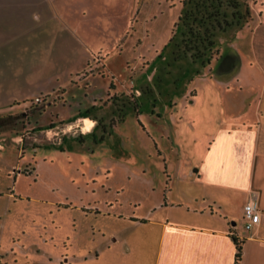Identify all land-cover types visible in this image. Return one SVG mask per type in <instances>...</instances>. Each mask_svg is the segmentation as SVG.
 I'll return each mask as SVG.
<instances>
[{
	"label": "rangeland",
	"instance_id": "obj_1",
	"mask_svg": "<svg viewBox=\"0 0 264 264\" xmlns=\"http://www.w3.org/2000/svg\"><path fill=\"white\" fill-rule=\"evenodd\" d=\"M263 4L238 0L231 15L223 3L229 24L203 56ZM180 12L181 0H0V264H69L147 215L168 171L184 167L181 137L186 125L199 136L203 92L214 90L200 73L187 78L200 58L182 52L185 34L168 42ZM250 69L244 54L243 83ZM79 114L95 127L81 134Z\"/></svg>",
	"mask_w": 264,
	"mask_h": 264
},
{
	"label": "crops",
	"instance_id": "obj_2",
	"mask_svg": "<svg viewBox=\"0 0 264 264\" xmlns=\"http://www.w3.org/2000/svg\"><path fill=\"white\" fill-rule=\"evenodd\" d=\"M251 16L247 43L235 41L245 27L238 29L198 72L214 92H203L199 136L186 125L188 134L181 137L188 150L184 167L168 171L147 215L130 218L119 236L102 235L91 252L73 255L69 264H233L234 237L240 240V264H264V4ZM244 54L252 76L243 83ZM100 65L99 74L105 63ZM112 85L107 83L106 92L115 94ZM139 86L130 93L138 95ZM242 87L246 92H228ZM182 94L192 102L197 92ZM74 118L81 134L95 127L90 118L94 125L83 130L88 115ZM249 197L258 201L259 220L245 229L242 205Z\"/></svg>",
	"mask_w": 264,
	"mask_h": 264
},
{
	"label": "trees",
	"instance_id": "obj_3",
	"mask_svg": "<svg viewBox=\"0 0 264 264\" xmlns=\"http://www.w3.org/2000/svg\"><path fill=\"white\" fill-rule=\"evenodd\" d=\"M223 3L228 4L233 8V10H231V15L238 14L235 11V8L238 5V0H181V12L177 17V20L174 22L172 35L168 42L171 40L175 31L179 30L180 33L185 34V38H182V41L184 42L182 52L185 53V50L191 51V55L200 58L199 68H195L191 74L188 75V79L191 78L193 73H198L202 65L209 60L210 56L205 57L203 56V53L205 50L212 52L211 48L215 45L213 36L214 28H222L223 26L229 24L226 21L225 16L220 12V8ZM182 27L184 28L182 29ZM160 53L157 57L160 56ZM154 100L155 98L152 99V101ZM138 104H141L139 100L132 106L136 107ZM118 117H121V113L118 114ZM48 126L51 125L49 124ZM233 241L235 247L233 253V264H240V240H237L234 237Z\"/></svg>",
	"mask_w": 264,
	"mask_h": 264
},
{
	"label": "built area",
	"instance_id": "obj_4",
	"mask_svg": "<svg viewBox=\"0 0 264 264\" xmlns=\"http://www.w3.org/2000/svg\"><path fill=\"white\" fill-rule=\"evenodd\" d=\"M38 99V97H35ZM243 227L252 228L259 220V206L255 197H249L242 205Z\"/></svg>",
	"mask_w": 264,
	"mask_h": 264
},
{
	"label": "bare ground",
	"instance_id": "obj_5",
	"mask_svg": "<svg viewBox=\"0 0 264 264\" xmlns=\"http://www.w3.org/2000/svg\"><path fill=\"white\" fill-rule=\"evenodd\" d=\"M83 121L85 122V127H84L85 131L90 130L91 126L94 125V122L92 120L87 119V118H84Z\"/></svg>",
	"mask_w": 264,
	"mask_h": 264
}]
</instances>
